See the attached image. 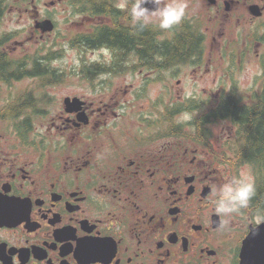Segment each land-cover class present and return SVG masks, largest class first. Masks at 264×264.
Returning <instances> with one entry per match:
<instances>
[{
	"label": "flooded vegetation",
	"instance_id": "obj_1",
	"mask_svg": "<svg viewBox=\"0 0 264 264\" xmlns=\"http://www.w3.org/2000/svg\"><path fill=\"white\" fill-rule=\"evenodd\" d=\"M117 3L108 0L89 22L130 31L132 44L140 32H151L156 47L173 42L172 30L133 27ZM186 3L187 10L199 5L200 20L219 31L212 49H222L229 29L264 30V0ZM102 50L110 64L91 63L103 70L80 73L88 94L61 104L53 93L60 74L31 73L37 86L15 94L12 84L25 77L0 79V264H241L244 243L264 217L246 208L218 215L211 189L226 182L229 167L204 150L213 136L172 134L167 76L182 66L171 67L167 52ZM141 62L153 67L140 70ZM106 77H136L142 85L103 87ZM206 94L218 105V88ZM129 95L133 102L125 101ZM66 98H79L81 109L67 112ZM175 124L181 133L194 128L193 121Z\"/></svg>",
	"mask_w": 264,
	"mask_h": 264
},
{
	"label": "rangeland",
	"instance_id": "obj_2",
	"mask_svg": "<svg viewBox=\"0 0 264 264\" xmlns=\"http://www.w3.org/2000/svg\"><path fill=\"white\" fill-rule=\"evenodd\" d=\"M14 4L15 6L5 8L0 14L2 17L0 36L14 33L12 40L6 46V50L13 51L14 57L19 58L28 54L31 55L36 50H42V54L46 55L49 50L63 49V53L56 56L55 60L44 62L48 70H55V73L64 76L63 82L53 91L57 101L61 104L64 97L73 95L81 97L88 94L85 89L89 88V84L83 83L79 78L83 63L110 64L111 55L109 51L102 49L85 51L72 48L70 42L78 33L92 29V24L98 23V20L92 23L87 17L76 15L74 8L70 6V0H30L25 4L17 0L14 1ZM187 11L186 16L193 13L194 15L188 17L195 18L199 23L201 32H203L202 34H205L206 52L202 59L203 65H187L182 68H175L167 76V81L170 79L167 83L171 88L172 104L198 101L204 109L201 108L199 113L181 114L178 118L181 123L193 121L195 117L208 110L209 106H213L214 98L209 96L210 94L207 95L206 90L210 92L212 89L218 88L220 92L219 102L224 95L234 93L235 99L239 103L249 104L251 96L260 91L264 82V30L262 28L258 25H250L245 30L229 29L222 38V49H218L217 46L212 49L213 40L219 39V31L213 29L206 19L200 20V15L204 13L199 5H195ZM196 13L198 15H195ZM46 18L56 23V29L52 33L42 34L39 30L37 32L35 29L36 21H42ZM223 41L224 43H222ZM258 44L261 46L258 47ZM232 55L235 56L233 60ZM143 72H148V70H143ZM104 81L109 83L104 84L103 87L126 89L131 86L139 88L142 85L141 79L136 77H122L120 79L106 77ZM37 83L38 79H31L26 76L24 80L12 84V93H21L26 87H36ZM0 86L4 87V85ZM153 87L158 90L163 86L156 84ZM125 101L133 102L134 96L129 95ZM214 125L209 129L210 136H213L212 149L204 147V150L214 152L219 159L233 158L237 141L236 129L228 121H220ZM188 132L191 131L188 130L184 133ZM219 163L230 168L223 178L226 182L233 177H244L254 183L255 178L251 166L245 165L238 170L237 174H234L230 162L219 160Z\"/></svg>",
	"mask_w": 264,
	"mask_h": 264
},
{
	"label": "trees",
	"instance_id": "obj_3",
	"mask_svg": "<svg viewBox=\"0 0 264 264\" xmlns=\"http://www.w3.org/2000/svg\"><path fill=\"white\" fill-rule=\"evenodd\" d=\"M14 1L17 0H0V14L6 8L15 6ZM30 0H19L20 3H27ZM108 5V0H70V6L74 8L76 15L88 17L89 15L95 18L104 14V8ZM108 7V6H106ZM0 15V22H2ZM173 42L166 49L164 46L156 47L152 40L151 32H140L138 35V44H132L131 32L113 31L102 29V26H93L92 31L78 33L71 40L72 48L81 50H99L104 47H110L116 52H129L138 47V53L141 56L147 54L153 55L156 51L167 52L171 58V67L187 66V65H203L202 59L192 60L196 57L202 58L205 53V44L202 42L205 39L196 19L190 17L184 18L179 26L172 29ZM128 35V36H126ZM14 33L6 36H0V79L5 80L8 76L10 80L21 79L30 76L31 73L56 72L48 70L44 62H52L60 54L62 50H49L46 55L42 54V50H36L33 54L25 55V57L15 58L13 51L6 50L8 42L12 40ZM120 36V37H119ZM232 52H235L232 50ZM235 56L232 55V60ZM155 66V65H154ZM157 66V65H156ZM143 67L152 68L153 64H139V69ZM197 67V66H196ZM147 69V68H146ZM103 68L99 64L83 63L81 72L91 74L92 71H102ZM108 71H117L116 68L107 67ZM6 80H9V79ZM64 76H60L59 83H62ZM204 109L198 101H189L185 104L175 103L171 105V120L173 122V135H188V136H209V129L220 121H228L233 124L236 129V148L233 158H220L221 162H230L234 174L245 166H251L254 173L255 195L252 198L249 206L251 212L264 217V82L258 93L251 96L249 104L239 103L235 99V94L224 95L218 105L209 106L208 110L202 112L193 119V126L188 133H184L177 127L176 118L183 112L192 113ZM203 144L207 145L206 139Z\"/></svg>",
	"mask_w": 264,
	"mask_h": 264
},
{
	"label": "clouds",
	"instance_id": "obj_4",
	"mask_svg": "<svg viewBox=\"0 0 264 264\" xmlns=\"http://www.w3.org/2000/svg\"><path fill=\"white\" fill-rule=\"evenodd\" d=\"M147 4L154 7H145ZM117 7L127 12L133 27L156 25L162 32H168L182 23L188 4L186 0H168L166 3L163 0H118ZM211 190L218 215H229L247 208L255 195L253 182L244 177H233L223 184L212 185Z\"/></svg>",
	"mask_w": 264,
	"mask_h": 264
},
{
	"label": "water",
	"instance_id": "obj_5",
	"mask_svg": "<svg viewBox=\"0 0 264 264\" xmlns=\"http://www.w3.org/2000/svg\"><path fill=\"white\" fill-rule=\"evenodd\" d=\"M145 6L150 9L154 7L151 4ZM250 10L254 16H261L262 12L258 6H252ZM35 28L41 30L42 34H45L53 32L55 25L51 20H46L36 22ZM81 105L82 102L79 98H67L65 100L67 112L78 111L81 109ZM241 264H264V223L257 228H253L251 234L246 239L242 250Z\"/></svg>",
	"mask_w": 264,
	"mask_h": 264
}]
</instances>
